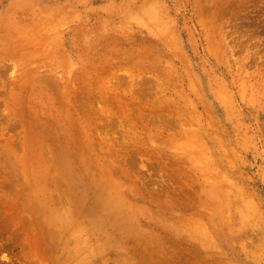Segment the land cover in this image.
<instances>
[{
    "label": "rangeland",
    "instance_id": "374dc122",
    "mask_svg": "<svg viewBox=\"0 0 264 264\" xmlns=\"http://www.w3.org/2000/svg\"><path fill=\"white\" fill-rule=\"evenodd\" d=\"M0 264H264V0H0Z\"/></svg>",
    "mask_w": 264,
    "mask_h": 264
},
{
    "label": "bare ground",
    "instance_id": "6f19581e",
    "mask_svg": "<svg viewBox=\"0 0 264 264\" xmlns=\"http://www.w3.org/2000/svg\"><path fill=\"white\" fill-rule=\"evenodd\" d=\"M73 259V258H72Z\"/></svg>",
    "mask_w": 264,
    "mask_h": 264
}]
</instances>
